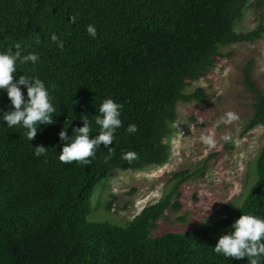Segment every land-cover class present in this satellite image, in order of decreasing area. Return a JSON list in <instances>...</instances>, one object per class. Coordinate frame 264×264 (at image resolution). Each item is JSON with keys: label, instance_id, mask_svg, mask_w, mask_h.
I'll list each match as a JSON object with an SVG mask.
<instances>
[{"label": "trees", "instance_id": "16d2710c", "mask_svg": "<svg viewBox=\"0 0 264 264\" xmlns=\"http://www.w3.org/2000/svg\"><path fill=\"white\" fill-rule=\"evenodd\" d=\"M252 6L264 7V0H0V53L20 44L22 55H37L35 63L16 61L14 80L39 78L56 109L54 123L37 124V136L28 140L22 124L3 120L14 106L0 89V264H249L214 247L243 214L264 220V145L241 206L212 225L155 234L165 212L181 208V185L198 172L176 174L157 202L124 225L90 216L95 189L115 172L168 162L180 105L206 103L204 90L190 86L215 68L225 48L264 35L262 21L249 32L236 29ZM88 25L97 29L95 38ZM251 64L243 83L254 96L253 113L244 132L264 125V92L252 81ZM19 87L27 100V87ZM108 98L122 105L111 159L105 162L108 148L101 144L90 164L62 163L60 131L71 137L87 115L95 138ZM131 124L138 131L130 134ZM40 145L47 155L37 157ZM127 151L138 159L123 160ZM258 260L264 264V255Z\"/></svg>", "mask_w": 264, "mask_h": 264}, {"label": "rangeland", "instance_id": "374dc122", "mask_svg": "<svg viewBox=\"0 0 264 264\" xmlns=\"http://www.w3.org/2000/svg\"><path fill=\"white\" fill-rule=\"evenodd\" d=\"M261 21L264 23V7L252 6L236 29L249 32ZM222 54L215 68L189 88L190 92L202 88L206 103L181 104L178 109L168 162L140 171L115 172L94 191L91 208L96 210L91 221H110L118 226L128 223L172 187L176 174L185 172L198 174L181 185V208L165 212L156 235L212 225L241 206L255 181L254 163L264 145V125L244 132L253 113L254 96L244 86L243 76L247 64L252 63V81L264 92V35L254 43L228 46ZM228 111L237 113L239 120L230 125L220 122ZM202 135L213 136L216 146L205 145ZM225 136L230 139L226 141ZM203 167L205 173L200 175ZM110 202L113 206L107 212Z\"/></svg>", "mask_w": 264, "mask_h": 264}, {"label": "clouds", "instance_id": "9594fccd", "mask_svg": "<svg viewBox=\"0 0 264 264\" xmlns=\"http://www.w3.org/2000/svg\"><path fill=\"white\" fill-rule=\"evenodd\" d=\"M76 17H71V22L75 23ZM87 32L93 38L97 35V29L93 25L87 26ZM52 41L57 42L58 37L53 34ZM39 42V41H37ZM59 47L63 48V42H59ZM16 51L9 50L7 53H0V89L7 92V96L14 106V110L5 112L3 120L7 121L8 127L23 125L27 131L24 133L28 140H34L37 136V124H53L52 114L56 111L50 102L49 92L45 84L39 79H29L24 75L19 80H14L16 72V61L21 63L31 61L35 63L38 56L35 54L22 55L20 44L15 45ZM20 85L27 87V97L21 91ZM122 105L117 104L113 99H105L99 107V115L96 116L95 123L100 126V132L95 138L90 137V121L87 115H82L83 127H77L73 130V135L69 137L66 128L60 131L59 137L64 141V146L59 155L62 163L79 162L81 164H90V157L96 154L97 146L103 144L108 148V156L105 162L111 159L114 149L108 147L113 143L115 130L122 126L120 109ZM239 120V115L233 111L226 112L220 122L232 124ZM203 123V121H201ZM128 133H135L138 127L131 124L127 128ZM201 141L209 146L215 147L216 142L211 135H202ZM226 141L230 137H223ZM37 157L47 155V148L43 145L35 147ZM122 159L131 164L138 159V154L133 151H127L122 155ZM231 231L228 234L221 235L218 243L214 247L217 254H223L228 258L243 259L248 257L249 264H259L258 258L264 255V220L254 215H242L231 225Z\"/></svg>", "mask_w": 264, "mask_h": 264}]
</instances>
